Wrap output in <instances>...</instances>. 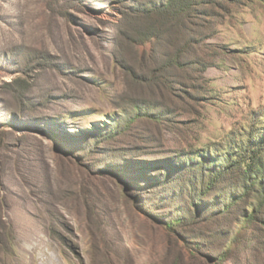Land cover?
<instances>
[{
	"label": "rangeland",
	"instance_id": "374dc122",
	"mask_svg": "<svg viewBox=\"0 0 264 264\" xmlns=\"http://www.w3.org/2000/svg\"><path fill=\"white\" fill-rule=\"evenodd\" d=\"M169 1L0 0V264H264V0Z\"/></svg>",
	"mask_w": 264,
	"mask_h": 264
},
{
	"label": "trees",
	"instance_id": "16d2710c",
	"mask_svg": "<svg viewBox=\"0 0 264 264\" xmlns=\"http://www.w3.org/2000/svg\"><path fill=\"white\" fill-rule=\"evenodd\" d=\"M171 0L165 4L164 6L159 5V9L161 10H167L168 9V5L171 4ZM253 136V134L251 135ZM254 140L252 139V141H248V147L252 146V144H254ZM260 147V146H259ZM254 151H251L249 155H251V158L245 159L246 154L249 153V150H245L243 151L242 149L240 151L234 152L233 153H220L219 158H222L223 162H219V167L221 169L225 168L226 165L230 166V168L233 169H238L239 171H241V177L243 180V183L245 185L244 187V194H248L249 191H251V189L254 187V185L257 183V181H260V184L262 185V180H264V153L261 151H256V150H260L258 149H253ZM236 153V155H235ZM245 154V155H244ZM198 158L201 160L202 159V164L203 166H208L212 163L215 162L214 158H210V157H201L198 156ZM206 158V159H205ZM201 166V167H203ZM258 181V182H259ZM264 206V200L261 201L258 204V208L260 209ZM258 213V210L253 211L251 214H249V216L246 217L245 222L246 223H252V218H254V214ZM169 226H174L173 223H169ZM169 228V227H167Z\"/></svg>",
	"mask_w": 264,
	"mask_h": 264
}]
</instances>
